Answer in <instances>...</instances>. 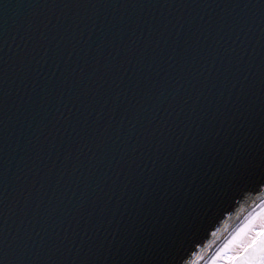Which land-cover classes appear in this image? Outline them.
<instances>
[{
  "label": "water",
  "instance_id": "obj_1",
  "mask_svg": "<svg viewBox=\"0 0 264 264\" xmlns=\"http://www.w3.org/2000/svg\"><path fill=\"white\" fill-rule=\"evenodd\" d=\"M259 5L0 0V264H225L264 229Z\"/></svg>",
  "mask_w": 264,
  "mask_h": 264
},
{
  "label": "snow or ice",
  "instance_id": "obj_2",
  "mask_svg": "<svg viewBox=\"0 0 264 264\" xmlns=\"http://www.w3.org/2000/svg\"><path fill=\"white\" fill-rule=\"evenodd\" d=\"M20 7H24L21 5ZM61 9L78 8V7H89V8H109V7H119L121 9L129 7L128 5H94V4H63L59 6ZM134 7L137 9H143L145 5L137 4ZM171 7V5H169ZM177 7H180L177 5ZM232 8L240 9L239 5H231ZM248 6H245L247 8ZM259 7H264V5H259ZM81 95H88V85L80 90ZM31 98L25 100V104L29 103ZM5 102H7V93H5ZM48 102L47 93L44 92L40 95L39 107L41 110L44 109ZM5 127L7 123L5 122ZM264 164V160L261 162ZM262 173H264V167L261 168ZM264 183V180L261 181ZM14 203V201H13ZM234 249V251H232ZM231 251L232 254H229ZM218 258L223 260L225 264H264V229H261L256 234H249L246 238L240 239L238 237L233 238L229 244L225 245L221 253L218 254Z\"/></svg>",
  "mask_w": 264,
  "mask_h": 264
}]
</instances>
